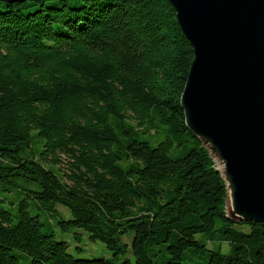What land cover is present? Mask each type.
Segmentation results:
<instances>
[{
	"label": "trees",
	"instance_id": "trees-1",
	"mask_svg": "<svg viewBox=\"0 0 264 264\" xmlns=\"http://www.w3.org/2000/svg\"><path fill=\"white\" fill-rule=\"evenodd\" d=\"M192 58L169 0H0V179L35 183L16 219L0 197V264H115L73 256L28 199L136 264H264V224L227 215L185 125Z\"/></svg>",
	"mask_w": 264,
	"mask_h": 264
},
{
	"label": "water",
	"instance_id": "water-1",
	"mask_svg": "<svg viewBox=\"0 0 264 264\" xmlns=\"http://www.w3.org/2000/svg\"><path fill=\"white\" fill-rule=\"evenodd\" d=\"M169 2L193 48L185 125L219 164L227 215L264 224V0Z\"/></svg>",
	"mask_w": 264,
	"mask_h": 264
},
{
	"label": "rangeland",
	"instance_id": "rangeland-1",
	"mask_svg": "<svg viewBox=\"0 0 264 264\" xmlns=\"http://www.w3.org/2000/svg\"><path fill=\"white\" fill-rule=\"evenodd\" d=\"M219 167V164L216 163ZM35 183L31 180L17 177L9 179H0V197L4 199V207L7 208L16 219L17 217V204L22 197H25L27 188L34 186ZM28 209L31 213H37L44 223V228L52 230L57 240H64L67 242L68 252L77 258H107L115 264H136L134 256L130 249L124 255H114L105 244L99 240H92L88 233L82 228H67L65 230L57 224V218L67 219L69 211L67 208L60 204L55 205V209L59 212L50 214L48 211L49 204L38 203L34 204L33 199H28ZM128 242L129 239H126ZM18 255V254H17ZM19 259L23 263L30 261V257L26 254H19Z\"/></svg>",
	"mask_w": 264,
	"mask_h": 264
}]
</instances>
